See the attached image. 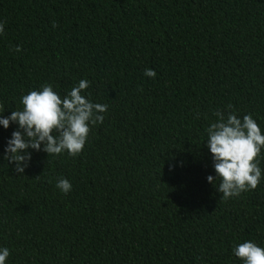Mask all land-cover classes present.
Instances as JSON below:
<instances>
[{"label": "trees", "instance_id": "obj_1", "mask_svg": "<svg viewBox=\"0 0 264 264\" xmlns=\"http://www.w3.org/2000/svg\"><path fill=\"white\" fill-rule=\"evenodd\" d=\"M0 22L3 116L46 82L63 97L87 79L108 105L79 156L29 149L23 174L4 160L18 125H0L6 264H242L235 245L264 247V178L220 199L205 131L231 104L264 133V0H0Z\"/></svg>", "mask_w": 264, "mask_h": 264}, {"label": "clouds", "instance_id": "obj_2", "mask_svg": "<svg viewBox=\"0 0 264 264\" xmlns=\"http://www.w3.org/2000/svg\"><path fill=\"white\" fill-rule=\"evenodd\" d=\"M52 26L58 27L55 21ZM3 34L4 23L0 22V35ZM13 50L20 52L22 49L16 46ZM144 75L155 79L157 73L146 69ZM89 87L90 82L81 79L61 97L46 82L40 90L23 95L22 109L13 110L6 117L0 104V125L4 129L12 123L18 125L4 149V160L14 163L17 173L23 174L28 166L31 160L29 149L43 150L48 156L67 152L69 156L77 157L83 152L92 126L103 124V114L108 110L107 104L94 103L82 94ZM227 109V113L224 110L215 111L216 121L205 129L206 146L216 174L209 175L207 181L216 187L221 194L220 199L224 201L254 191L264 178V170L260 167L264 133L250 113L241 119L235 114L233 105H227ZM56 187L65 195L72 191V184L67 178H60ZM232 252L242 264H264V247L251 240L235 245ZM10 254L7 247L0 248V264H6Z\"/></svg>", "mask_w": 264, "mask_h": 264}]
</instances>
